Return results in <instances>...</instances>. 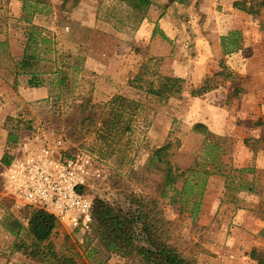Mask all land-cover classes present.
<instances>
[{
	"label": "rangeland",
	"instance_id": "rangeland-1",
	"mask_svg": "<svg viewBox=\"0 0 264 264\" xmlns=\"http://www.w3.org/2000/svg\"><path fill=\"white\" fill-rule=\"evenodd\" d=\"M235 1L155 0L153 17L166 18L168 33L162 37L172 46L171 57L185 69L199 66L192 76L188 71L174 76L169 72L176 61L152 57L149 44L134 42L139 16L122 0H81L77 6L73 0H48L37 9L27 0H0V173L8 165L4 157L11 162L61 140L66 153H90L101 168V178L90 179L86 188L93 204L100 198L127 211L131 194L160 198L164 216L176 222L174 240L196 264H212L209 257L221 255L210 243L240 241L246 246L242 252L264 253L257 245L264 241V125H256L264 117V0H240L249 11L236 8ZM33 30L37 42L29 41ZM237 31L239 48L227 52L222 38H230L226 46L231 49ZM28 44L27 52L39 56L30 70L37 85L21 67ZM169 77L180 80L173 87L180 92L150 91L164 87ZM206 83L210 88L203 105L192 101V91ZM88 116L94 123L85 120ZM205 117L225 123V132L211 131L209 139L195 132V121ZM168 140L180 142L178 148L173 145L172 162L192 168L175 185L181 190L186 179L195 185L183 197L169 187L163 195L164 171L150 165L155 148ZM210 140L223 148L219 158L225 175L205 176L202 170ZM216 175L212 183L217 190L206 195ZM204 182L193 214L197 185ZM206 208L217 212L204 218ZM28 211L0 190V264H50L26 252L32 246ZM15 220L25 228L18 236L7 228ZM63 225L76 232L87 264H140L137 257L107 251L92 238L93 226L83 234ZM21 242L25 248L17 250Z\"/></svg>",
	"mask_w": 264,
	"mask_h": 264
},
{
	"label": "trees",
	"instance_id": "trees-1",
	"mask_svg": "<svg viewBox=\"0 0 264 264\" xmlns=\"http://www.w3.org/2000/svg\"><path fill=\"white\" fill-rule=\"evenodd\" d=\"M30 1V5L36 7L40 4L48 5V0H27ZM81 0H73V6H77ZM128 7H130L135 13L138 14V25L145 18L150 7L155 3V0H122ZM176 0H170L171 3ZM29 5V4H26ZM234 6L244 11H249V7L242 4L240 0L234 2ZM26 8V7H25ZM236 38L231 39V49L226 46V40L230 39L227 36L222 38V45L227 52L236 51L239 48L238 37L239 32H234ZM33 32L29 33V41L33 40L37 42L36 36ZM4 44V42H1ZM30 45L26 46V51L23 60L21 61V67L24 69L23 73H31L33 78L30 80L32 85H37V77L35 72H30L31 69L37 64L39 56L35 53L29 54L27 51L30 49ZM32 71V70H31ZM20 72L18 71V74ZM178 78H168L167 84L159 90H150L152 93L162 95L165 92L169 94L180 92L179 89H173L174 84L179 82ZM206 85L201 86L199 90L192 91V95H203L210 87ZM125 99L123 96H117L116 100ZM88 104V103H87ZM85 120L89 123H94V118L88 116ZM106 123V121L104 120ZM256 125H264V117L260 118ZM195 132L204 134L207 139L213 132L208 126L202 122H197L193 125ZM90 128L86 129V132H90ZM16 141V138H14ZM218 140L212 142L211 140L206 144V150L209 154V159L206 160V164L202 166V170L205 176L212 174H222L223 162L219 158L223 152V148L217 143ZM173 145L176 148L180 147V142L174 140H168L164 144L155 148L150 158V165H157L164 171L163 179V195H166L167 188H172L176 192L182 195H189L194 191L190 185L188 179L184 181V185L181 190L175 188V185L180 181L186 173L192 168L186 170L181 169L179 166L172 162V156L174 154ZM221 150V151H220ZM4 160L7 164L10 161ZM210 167V168H209ZM229 178V175H226ZM206 181V180H205ZM204 182L202 185H197L201 189L196 193V200H193L194 212L196 214L201 204V197L205 188ZM190 189L187 190V188ZM160 198L149 195L131 194L129 204L131 207L129 210H125L121 207H115L110 202L96 198L93 205V234L92 238H97L100 244L109 252H117L123 257H137L140 264H196L195 260L189 258L185 254V249L181 248L179 244L174 240L172 236V227L176 225L174 220L167 219L163 214V209L160 206ZM171 201H177L175 196H171ZM183 201V199H182ZM183 203V202H182ZM28 207V206H27ZM28 227L27 233L32 237L31 249L26 251L30 256L36 259H40L50 264H87L84 260V256L80 253L78 247V240L74 239V233H70L64 227L62 222L53 214L33 207H28ZM17 225L18 227H14ZM8 230L18 236L23 228L22 222L15 220L7 225ZM18 228V230H15ZM142 242V243H141ZM25 242L16 244V248H25ZM250 257L257 260V264H264V253L253 250Z\"/></svg>",
	"mask_w": 264,
	"mask_h": 264
},
{
	"label": "built area",
	"instance_id": "built-area-1",
	"mask_svg": "<svg viewBox=\"0 0 264 264\" xmlns=\"http://www.w3.org/2000/svg\"><path fill=\"white\" fill-rule=\"evenodd\" d=\"M62 144L58 140L15 157L0 173V190L18 206L45 210L86 234L93 226V200L86 188L102 171L92 154L66 153Z\"/></svg>",
	"mask_w": 264,
	"mask_h": 264
},
{
	"label": "crops",
	"instance_id": "crops-1",
	"mask_svg": "<svg viewBox=\"0 0 264 264\" xmlns=\"http://www.w3.org/2000/svg\"><path fill=\"white\" fill-rule=\"evenodd\" d=\"M155 8H154V6L151 7L149 9V11L147 12L145 18L138 25V31H136V35L134 36V42H141L143 46H145V45L148 46V44H149L150 49L148 50V52L150 51V55L152 57L162 58V59L164 58L167 61L170 59H172L173 61H176V57H173V58L171 57L172 56V46L163 42V37H162L163 32L168 33L167 32L168 30L166 27V18L165 17L164 18L163 17H161V18L153 17L156 13ZM206 48H203V47L201 48L204 50V54H207L208 49H206ZM143 49H146V48L144 47ZM129 51H131V50L129 49ZM117 56L118 55L116 54L115 57L117 58ZM201 56H203V54ZM114 60L117 61L116 59H114ZM171 65H173L172 66L173 69H172V71L169 72L170 75L182 76L183 72L188 71L189 73H191L190 76H192V74L199 72V70H198L199 66L188 65V68H186V69L182 68L180 65V59ZM126 70H127V72H129L128 67H126ZM205 72L206 71L203 70L201 73H205ZM15 79H17V78H15ZM4 82H5V80H4ZM19 87H22V86L19 85ZM203 98H205V94L200 95V96H194L191 99H193L192 101L200 102L202 104ZM194 112H195V109H194ZM191 114L192 113L190 112V116H191ZM197 121H200V122L206 124L211 131L218 133V134H223L225 132L226 127H227V125L223 122L216 123L214 120L212 121V119L211 120L206 119V117L204 120L200 119V120H196L195 122L197 123ZM0 143H1V141H0ZM240 159L241 158H238V161H240ZM243 164L248 165V162L242 163V165ZM216 177H217V175L212 176L210 178L208 185H207L208 189L206 190V195H211L217 190V189H215V186L212 183V181H214V179L218 180V178H216ZM223 190H224V187L220 188V194H221V191H223ZM202 211H204L203 217L205 218V217H208L211 215L214 216L217 212V208H216V210L212 209L210 212L208 211L207 208L205 210H202ZM240 216H242V213L240 214ZM245 216H249V215L245 214ZM249 217H251V216H249ZM221 243H224V241H222ZM210 245H211L210 247L212 249H216L218 252L220 249V252H221V255L217 258L209 257L210 262L212 264H219V263H224V264L225 263L226 264L227 263L228 264H252L253 262L256 263V260L253 259L252 257H250V255L248 253H246L245 251L242 252V247L244 249H246L245 248L246 246H244V245L242 246V242H240V241H228L226 246L224 244L223 245H218V244L213 245L212 243H210ZM257 245H258V247H262V249L264 251V241L258 243ZM258 251H260V250H258ZM8 264H14V263L10 262Z\"/></svg>",
	"mask_w": 264,
	"mask_h": 264
}]
</instances>
